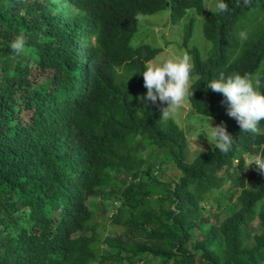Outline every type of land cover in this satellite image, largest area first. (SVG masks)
I'll return each instance as SVG.
<instances>
[{"label":"trees","instance_id":"1","mask_svg":"<svg viewBox=\"0 0 264 264\" xmlns=\"http://www.w3.org/2000/svg\"><path fill=\"white\" fill-rule=\"evenodd\" d=\"M206 1L215 7L0 0V264H264V174L252 172L249 187L241 176L243 153L264 155V120L241 131L207 88L221 74H247L264 92V0H224L227 11L205 13ZM167 6L174 22L205 14L210 46L189 48L192 22L183 27L187 102L226 127L227 153L214 144L187 154L182 130L160 122L159 101L138 108L139 72L161 49L131 39L139 17ZM21 34L17 55L9 45Z\"/></svg>","mask_w":264,"mask_h":264},{"label":"clouds","instance_id":"2","mask_svg":"<svg viewBox=\"0 0 264 264\" xmlns=\"http://www.w3.org/2000/svg\"><path fill=\"white\" fill-rule=\"evenodd\" d=\"M244 2L247 4L248 0H244ZM212 7L213 9L216 7V10L219 12L227 11V4L224 0H216L215 7L211 5L210 1H206L204 5L205 13L212 9ZM167 9L171 14L169 7ZM195 12L197 15H201L202 19L204 18L205 14ZM171 21L174 22L172 18ZM239 38L247 39V34L241 32L239 33ZM9 47L15 54L19 55L26 47L25 37L22 34L18 35L10 42ZM200 49L204 51V49ZM203 51H200V53L204 54ZM191 68V57L187 54L147 63L143 71L139 72L143 76V84L147 89L146 93L139 97L141 106L144 105L146 107L149 103L156 104L159 101L162 105L159 115L160 122L167 121L162 119H166L178 110L186 107V101L192 98L194 91L192 89ZM207 88L222 94L228 105L227 114L235 118L241 131L256 133L259 130L260 122L264 120V92L260 91L259 80L254 81L247 74H231L229 76L221 74L219 77L211 79L207 84ZM164 104H166L165 107H163ZM178 128L180 130V127ZM182 132L185 134L183 130ZM207 134L211 135L215 141V147L222 153H227L235 142L223 124H210V130ZM245 155L252 157L247 163ZM241 157L243 159V172L241 176L247 181V187H249L251 183L249 176L252 172L264 174V155H261L260 152L254 154L247 151ZM238 163L239 160H233L234 165ZM248 165H250L249 172L246 173L245 167ZM173 168L174 166L168 165L166 169H171L174 175H176L177 173ZM113 206V209L108 214V218L117 213V208L120 207V204L119 202H113ZM256 224L257 220L254 226Z\"/></svg>","mask_w":264,"mask_h":264},{"label":"rangeland","instance_id":"3","mask_svg":"<svg viewBox=\"0 0 264 264\" xmlns=\"http://www.w3.org/2000/svg\"><path fill=\"white\" fill-rule=\"evenodd\" d=\"M191 21L193 30L192 37L189 41L188 47H204L210 46L209 42L203 37L202 34V16L197 15L194 10H188L186 14L176 22H172L170 18V12L168 9L159 11L153 15L139 17L136 25V33L131 39V45L135 46L138 43L148 44L152 47H158L161 51L155 56L152 62L162 61L173 56L184 55V49L180 47L183 38V26ZM181 48V49H180ZM200 51V50H199ZM41 80V79H40ZM166 104L163 105L165 107ZM141 107L140 99L138 100V108ZM162 120H171L173 124L180 127L185 132L187 140V154L196 149L199 152H204L212 148L215 141L210 134H207L210 130L211 118L198 116L189 106L186 101V107L178 110L175 114ZM206 135V136H205ZM198 140V141H197ZM199 147V148H197ZM205 147L207 149H205ZM190 157V156H188ZM252 157L245 155L246 163L251 160ZM173 167V165L171 164ZM249 166H246V173L249 172ZM167 174L169 176L172 173L171 169H168ZM214 211V210H213ZM212 221L216 220L215 213H213ZM256 220L254 221V224Z\"/></svg>","mask_w":264,"mask_h":264}]
</instances>
